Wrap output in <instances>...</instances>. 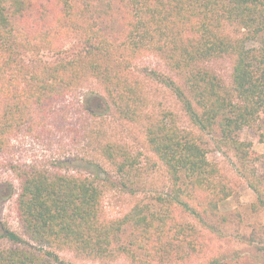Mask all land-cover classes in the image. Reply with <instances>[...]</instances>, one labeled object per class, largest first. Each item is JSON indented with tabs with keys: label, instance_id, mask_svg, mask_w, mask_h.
<instances>
[{
	"label": "trees",
	"instance_id": "trees-1",
	"mask_svg": "<svg viewBox=\"0 0 264 264\" xmlns=\"http://www.w3.org/2000/svg\"><path fill=\"white\" fill-rule=\"evenodd\" d=\"M72 37L84 52L56 63L27 64L16 49L60 50L58 43ZM149 52L185 76L196 104L188 102L193 121L202 131L218 129V141L238 152L242 174L257 193L252 209L264 210V178L249 164L257 156L238 138L264 114V0H0V155L13 137L43 128L56 101L90 76L103 86L107 109L123 120H141L149 99L131 63ZM221 57L234 61L231 91L204 65ZM146 120V140L171 180L158 209L135 206L106 220L103 189L94 177L36 166L18 170L19 218L39 250L68 247L89 257L127 255L137 264H166L205 248L196 226L177 218V207L218 235L231 216L241 221L239 210L220 212L219 201L231 192L195 132L171 113ZM109 142L101 150L106 159L119 172L135 169L128 149ZM128 227L129 243H123ZM4 237L14 245L0 248V264H54L37 246H22L15 231L7 229Z\"/></svg>",
	"mask_w": 264,
	"mask_h": 264
},
{
	"label": "rangeland",
	"instance_id": "rangeland-1",
	"mask_svg": "<svg viewBox=\"0 0 264 264\" xmlns=\"http://www.w3.org/2000/svg\"><path fill=\"white\" fill-rule=\"evenodd\" d=\"M17 47V46H16ZM15 47V48H16ZM19 48V49H18ZM60 50L44 47L41 51L19 50L22 62L34 64L40 60L56 63L84 52V44L76 38L58 43ZM233 59L221 57L204 65L217 74L231 91ZM134 75L142 80L149 99L145 115L139 121L121 119L107 109L103 86L90 76L78 88L57 100L49 113L48 123L32 133L12 138L8 150L0 155V248L14 245L4 233L15 231L24 239L22 246H37L40 254H51L54 264H137L127 255L116 258H95L82 255L68 247H44L39 250L25 233L17 209L20 181L17 172L23 167H40L72 176L94 177L103 189V217L106 220L122 218L135 206L160 208L159 196L170 192L171 180L159 157L146 140V116L171 113L183 128L193 130L207 150V158L216 168L217 179L229 187L231 194L219 201L223 214L240 211L224 225L221 235L211 232L189 213L179 207V220L190 222L205 241L203 251L184 260L166 264H264V210L254 211L257 193L241 171L238 152L220 143L218 129L202 131L193 121L188 102L193 103L185 85V76L170 68L163 58L149 52L131 63ZM184 93H179L178 89ZM180 91V92H181ZM193 106L196 107L195 102ZM91 112H90V111ZM238 138L251 145L249 150L257 157L250 167L264 178V114L244 127ZM112 140L128 149L136 160L135 169L119 172L102 154V147ZM131 227L122 235L129 243ZM52 252V253H49ZM53 254V255H52ZM140 255V251H136Z\"/></svg>",
	"mask_w": 264,
	"mask_h": 264
}]
</instances>
